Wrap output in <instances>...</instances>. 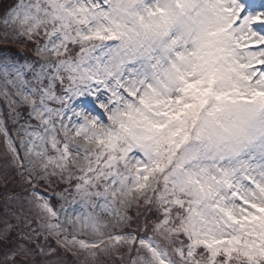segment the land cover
<instances>
[{
    "label": "snow or ice",
    "instance_id": "6c2138e0",
    "mask_svg": "<svg viewBox=\"0 0 264 264\" xmlns=\"http://www.w3.org/2000/svg\"><path fill=\"white\" fill-rule=\"evenodd\" d=\"M0 264H264V0H0Z\"/></svg>",
    "mask_w": 264,
    "mask_h": 264
}]
</instances>
